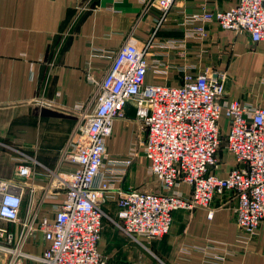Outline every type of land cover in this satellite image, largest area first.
Instances as JSON below:
<instances>
[{
  "label": "crops",
  "instance_id": "obj_1",
  "mask_svg": "<svg viewBox=\"0 0 264 264\" xmlns=\"http://www.w3.org/2000/svg\"><path fill=\"white\" fill-rule=\"evenodd\" d=\"M238 2L178 0L162 21L155 0H0V179L20 187L21 218L53 220L63 204L66 190L54 185V176L73 167L64 150L95 108L98 82L118 50L132 40L139 47L149 45L147 83L179 86L187 75L220 69L227 74L223 103L264 107V43L200 19L204 11ZM202 25L207 37L199 31ZM166 41L174 42L162 48ZM125 110L126 117L114 122L107 152L110 157L134 153V162L114 186L124 192H161L144 152L147 128L132 103ZM222 129H228L225 118ZM218 155L219 174L227 176L237 161L225 144ZM20 165L31 166L30 173L19 175ZM176 190L188 194L191 187L183 182ZM119 198L112 192L104 205L99 250L109 264H264V226L249 243L240 242L236 201L228 193L210 208L176 210L166 236L140 242L115 222ZM0 226L17 232L20 224L0 219ZM36 237L26 251L40 255L48 243L42 232ZM7 257L0 250V264Z\"/></svg>",
  "mask_w": 264,
  "mask_h": 264
},
{
  "label": "built area",
  "instance_id": "obj_2",
  "mask_svg": "<svg viewBox=\"0 0 264 264\" xmlns=\"http://www.w3.org/2000/svg\"><path fill=\"white\" fill-rule=\"evenodd\" d=\"M155 1L163 21L178 0ZM200 19L215 21L225 30L247 32L253 42L264 43V0H239L228 9L204 11ZM199 31L209 35L205 25ZM173 42L161 47L169 48ZM148 48L139 47L135 40L124 44L98 82L95 108L85 114L76 140L63 153L73 167L54 176V185L66 190V198L53 220L22 219L20 187L0 179V219L20 224L17 232L0 226L6 264H109L99 243L104 205L116 191L120 210L115 222L139 242L166 236L176 210L210 208L226 193L236 201L233 211L240 242L249 243L264 226V107L238 100L223 103L227 74L220 69L187 75L179 86L147 83ZM128 103L147 128L144 152L161 192H124L114 186L134 162V153L110 157L107 152L114 122L126 117ZM223 118L228 123L225 133ZM223 144L237 161L227 176L219 174ZM31 169L20 165L18 174L28 175ZM183 182L190 185V193L176 190ZM209 215L213 217L214 211ZM39 232L48 243L43 253L27 252V244Z\"/></svg>",
  "mask_w": 264,
  "mask_h": 264
},
{
  "label": "rangeland",
  "instance_id": "obj_3",
  "mask_svg": "<svg viewBox=\"0 0 264 264\" xmlns=\"http://www.w3.org/2000/svg\"><path fill=\"white\" fill-rule=\"evenodd\" d=\"M40 237H38V239H39ZM37 239V237L35 238V240Z\"/></svg>",
  "mask_w": 264,
  "mask_h": 264
}]
</instances>
